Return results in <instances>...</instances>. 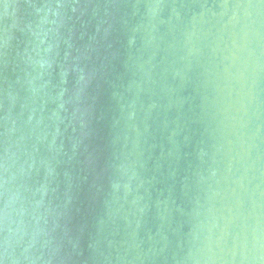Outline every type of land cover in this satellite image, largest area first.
Segmentation results:
<instances>
[{
    "label": "water",
    "instance_id": "obj_1",
    "mask_svg": "<svg viewBox=\"0 0 264 264\" xmlns=\"http://www.w3.org/2000/svg\"><path fill=\"white\" fill-rule=\"evenodd\" d=\"M264 264L262 0H0V260Z\"/></svg>",
    "mask_w": 264,
    "mask_h": 264
},
{
    "label": "clouds",
    "instance_id": "obj_2",
    "mask_svg": "<svg viewBox=\"0 0 264 264\" xmlns=\"http://www.w3.org/2000/svg\"><path fill=\"white\" fill-rule=\"evenodd\" d=\"M262 2H264V0H262ZM8 259H9L8 250H7V246H5V249H4V259L3 260H0V264H7Z\"/></svg>",
    "mask_w": 264,
    "mask_h": 264
}]
</instances>
